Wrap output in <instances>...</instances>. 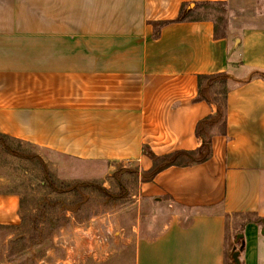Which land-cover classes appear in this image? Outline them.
Here are the masks:
<instances>
[{
	"label": "crops",
	"instance_id": "crops-1",
	"mask_svg": "<svg viewBox=\"0 0 264 264\" xmlns=\"http://www.w3.org/2000/svg\"><path fill=\"white\" fill-rule=\"evenodd\" d=\"M208 2L229 4L225 36L210 17L170 23L155 36L152 22ZM262 17L258 0H0V135L104 172L146 164V150L200 146L197 124L215 109L197 99L198 76L228 72L227 132L213 139L212 158L140 185L152 200L198 212L186 225L175 215L134 247V264H228L234 217L264 219V79L255 75L264 73ZM21 224L20 193L0 191V226ZM239 227L240 264H264V225Z\"/></svg>",
	"mask_w": 264,
	"mask_h": 264
},
{
	"label": "rangeland",
	"instance_id": "rangeland-1",
	"mask_svg": "<svg viewBox=\"0 0 264 264\" xmlns=\"http://www.w3.org/2000/svg\"><path fill=\"white\" fill-rule=\"evenodd\" d=\"M258 1L263 15L264 0ZM220 14L219 9L205 6L195 17ZM258 25L264 26V17ZM149 161L113 163L104 172L0 135V191L20 193L23 218L17 227L0 226V264H134L138 237L153 239L175 215L186 225L198 212L174 200L156 201L141 194V182L156 164ZM75 170L103 171L104 175L89 181L74 174ZM44 196L86 200L65 218L58 208L47 209L45 219H37L40 235L32 238L35 222L31 217L40 216L39 201ZM245 221L244 215H237L229 228L228 264H234L233 244L239 241V224Z\"/></svg>",
	"mask_w": 264,
	"mask_h": 264
},
{
	"label": "trees",
	"instance_id": "trees-1",
	"mask_svg": "<svg viewBox=\"0 0 264 264\" xmlns=\"http://www.w3.org/2000/svg\"><path fill=\"white\" fill-rule=\"evenodd\" d=\"M205 6H213L221 12L215 18H211L215 22V34L217 37L225 36L228 24L229 12L231 8L227 2H208L196 4L195 7H190L189 4H184L178 17L172 21L152 22L155 28V36L160 35L161 29L170 23L184 22L193 20L196 13ZM256 76L264 79L263 72H256ZM231 76L228 72L200 74L198 76V100H206L215 111L209 116L199 121L196 127V137L201 142L200 146L194 150H178L169 154L158 156L149 150L151 160L156 161L152 172L144 177V182L152 181L154 177L165 169L173 166L188 167L201 164L209 161L213 156V139L218 135H226L227 132V115H228V94L230 90ZM86 198L78 197L74 200H65L63 198H51L44 196L39 201L40 216H32L31 219L35 222L33 227L32 238H37L39 234L38 220H44L46 217V210L49 208H58L63 218L67 214L76 212L84 203ZM69 212V213H68ZM246 217L247 221L259 222L264 225V219L256 214L248 213L241 214ZM23 221V218H22Z\"/></svg>",
	"mask_w": 264,
	"mask_h": 264
},
{
	"label": "water",
	"instance_id": "water-1",
	"mask_svg": "<svg viewBox=\"0 0 264 264\" xmlns=\"http://www.w3.org/2000/svg\"><path fill=\"white\" fill-rule=\"evenodd\" d=\"M239 254H240V252L236 251L233 255V258H234L236 264H240Z\"/></svg>",
	"mask_w": 264,
	"mask_h": 264
}]
</instances>
